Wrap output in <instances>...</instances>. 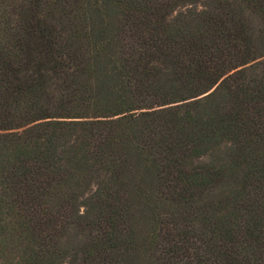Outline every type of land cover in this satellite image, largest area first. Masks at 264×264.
Listing matches in <instances>:
<instances>
[{"label":"trees","instance_id":"16d2710c","mask_svg":"<svg viewBox=\"0 0 264 264\" xmlns=\"http://www.w3.org/2000/svg\"><path fill=\"white\" fill-rule=\"evenodd\" d=\"M39 1L0 25V264H176L194 199L264 263V0Z\"/></svg>","mask_w":264,"mask_h":264},{"label":"rangeland","instance_id":"374dc122","mask_svg":"<svg viewBox=\"0 0 264 264\" xmlns=\"http://www.w3.org/2000/svg\"><path fill=\"white\" fill-rule=\"evenodd\" d=\"M8 5H11L9 0H0V25H3L4 20L7 18L5 14L9 11ZM69 5H73V0H40L37 8L31 7L29 9L30 15L27 21L37 25L59 24L64 21L62 15L64 9H68ZM253 198H257V191H252L248 195L247 202L251 203ZM175 206L177 213L173 216L174 224L161 227V234L167 240L164 246L172 247L181 244L183 240L177 235L178 232L192 229L196 234L194 241H190L192 245L190 246L191 249L188 250V258L185 257L176 264H196V257L203 254L205 247L209 248L210 252L207 257L202 255L203 259L198 264H224L226 262L229 264H255L256 259H253L252 256L257 251L248 252L247 256L249 258H242L244 255L238 256V252H236V242H224L218 237V234L211 233L210 226L204 219H206L205 216L209 217L208 221L211 225L214 223L212 218L216 216H212L208 212L203 199H194L182 205L175 204ZM169 262L167 258L162 260V264H169Z\"/></svg>","mask_w":264,"mask_h":264}]
</instances>
